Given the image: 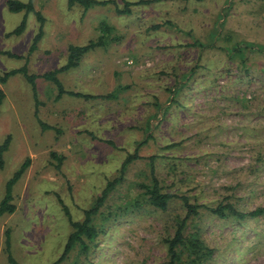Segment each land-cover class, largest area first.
Returning <instances> with one entry per match:
<instances>
[{"label": "rangeland", "instance_id": "obj_1", "mask_svg": "<svg viewBox=\"0 0 264 264\" xmlns=\"http://www.w3.org/2000/svg\"><path fill=\"white\" fill-rule=\"evenodd\" d=\"M7 1L0 0V74L25 66L40 76L66 65L69 46L105 44L57 76L64 90L92 99H57L42 79L35 98L22 74L0 85V145L9 138L0 204L30 160L11 188L14 212L0 216V264H11L6 230L17 264H54L70 220H83L135 151L95 219L102 231L87 264H166L164 239L185 210L179 200L165 212L146 205L152 169L162 192L203 207L190 222L213 251L204 264H264V216L237 222L205 210L264 208V0L163 1L131 6L128 15L118 12L124 2L139 0L87 12L67 0H32L45 25L29 56L36 17L29 14L15 35L24 12H10ZM118 88L115 99L105 98Z\"/></svg>", "mask_w": 264, "mask_h": 264}, {"label": "trees", "instance_id": "obj_2", "mask_svg": "<svg viewBox=\"0 0 264 264\" xmlns=\"http://www.w3.org/2000/svg\"><path fill=\"white\" fill-rule=\"evenodd\" d=\"M163 1H177V0H139L136 3H129L128 1L124 2V9L118 11L124 15L130 13V7L135 5H150L153 3H159ZM186 1V0H180ZM114 2L109 1H99V0H67V5L71 9L73 7H79L84 10V12L94 10L100 7H105L107 5L113 4ZM7 8L12 13H21L24 12V16L18 27L13 32L15 35H20L23 33L26 27V19L29 14H34L39 25L37 34L34 36L31 46L28 50V56L32 54L36 49L37 45L40 42L43 36V28L45 25V19L40 12H37L34 9L32 0H29L28 3H23L18 0H9L6 3ZM105 43L101 38H97L95 41H89L85 46H69L68 47V57L67 63L59 69L45 73L43 75L37 76L28 73V70L25 66L18 70H11L4 74H0V85H4L6 81L16 75L22 74L26 82L31 86L33 95L36 98V81L42 79L46 82L51 83L57 90V99H60L63 95H68L71 97H78L83 99H92L93 96L83 95L80 93H73L64 90L62 83L58 79V75L64 71L74 69L79 66L82 58L88 52L102 47ZM234 51L239 52V50L234 49ZM3 55L9 58H18L17 55L10 53H3ZM119 91V88L113 91L111 94L105 96L108 99H115ZM4 96L2 90H0V105L2 103ZM44 129H51L50 127L43 126ZM9 143V138L7 137L2 145H0V168L3 166L2 155L7 150ZM110 146L115 148V145L112 142H107ZM144 142H142L143 144ZM139 144V145H142ZM52 158H55L59 161L60 158H57L54 154H51ZM138 159L137 151L134 154H127L126 158L120 166L118 171V177L111 182H108L105 189L102 191L101 196L96 199L94 204L88 210L84 211V217L82 221L73 222L70 220V225L72 232L70 233L61 256L54 264H61L66 261L68 258L74 255L75 259L73 264H87L91 263V257L94 255L96 239L99 236L102 229L95 224V219L100 213V209L103 207L105 199L108 195L116 188V185L123 180V175L126 170V167L129 166L133 161ZM153 157L149 159L151 165L153 164ZM29 158H26L24 163L14 174L12 179L7 183V194L4 200L0 204V216L5 214H12L14 212V206L10 204L11 200V188L12 186L20 179L24 172L29 167ZM59 166H56L58 169ZM151 183L149 186H143L144 188V198L145 203L148 207L152 208L155 211L165 212L169 208L170 203L173 200H179L185 210V216L178 217L174 231L172 235H169L164 239V245L166 246V264H204L212 256V249L207 246V244L199 238L198 230L192 228V223L190 219L197 216L199 210L203 208L202 206L190 203L189 199L184 196H177L172 194H166L162 192L158 180L154 176L153 169L151 170ZM206 211L216 216L219 219H228L231 218L234 221L240 222L246 219H255L264 216V208H257L251 212H240L236 210L233 206L226 204H220L216 207H206ZM9 230H6L4 233V249L7 254V260L11 264H17L10 256V240H9ZM81 259L83 262H81Z\"/></svg>", "mask_w": 264, "mask_h": 264}]
</instances>
